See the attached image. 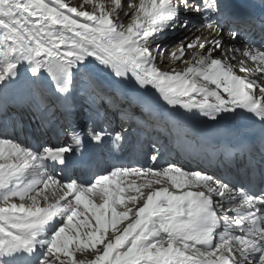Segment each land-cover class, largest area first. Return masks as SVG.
Wrapping results in <instances>:
<instances>
[{
	"label": "snow or ice",
	"instance_id": "obj_1",
	"mask_svg": "<svg viewBox=\"0 0 264 264\" xmlns=\"http://www.w3.org/2000/svg\"><path fill=\"white\" fill-rule=\"evenodd\" d=\"M230 21L221 0H0V110L23 89L43 123L57 106L71 123L79 94L100 145L113 135L103 105L123 101L113 76L212 121L247 113L264 143V46L236 48L234 28L225 43ZM179 29L189 34L171 59L185 66L162 71L157 41ZM138 102L151 110L147 95ZM72 139L30 146L0 124V264H264V190L186 168L156 144L150 163L125 164L77 156Z\"/></svg>",
	"mask_w": 264,
	"mask_h": 264
},
{
	"label": "bare ground",
	"instance_id": "obj_2",
	"mask_svg": "<svg viewBox=\"0 0 264 264\" xmlns=\"http://www.w3.org/2000/svg\"><path fill=\"white\" fill-rule=\"evenodd\" d=\"M71 1L72 0H68L67 2H70L71 3ZM106 2H107V5H110L111 0H106ZM122 2H124V0H122ZM134 2H138V0H134ZM85 10H87V9H85ZM121 16L123 18V13H121ZM175 32L177 34L176 35V38L177 39H176V41H174L175 42L174 45H171L172 40H167L168 32L163 33L161 35V37L159 38V40L157 41V43H159L161 45V49L163 51V57H169V56H171V53L172 52H177V54H178V46H179L181 40H183L184 37L189 34L188 32H186L183 29H179L178 31H175ZM225 32L226 31H224V41H225V43H228L231 40V38H230V35L229 34L228 35L225 34ZM227 33H229V32L227 31ZM195 35H201V34L200 33H195ZM207 36H208V33L207 32H203V35H201V42H204V40H205V38ZM194 38H195L194 35L193 36H190V39H194ZM185 43H187V41H185ZM241 43L239 42L238 39L231 40V44L232 45H234L236 48L237 47H240V49L243 50L246 47L243 44H241ZM169 47H173V48H171L168 52H166ZM153 51L154 52L156 51L155 46H153ZM189 58H190V56H189ZM169 62L172 64V65H170V67H168L169 63L165 65V61L163 62V59H162V62H161V59L158 57V67H160V69L162 71H170L173 68H175L177 71H180L185 66L181 61H173L172 59H170ZM248 63H249V65H251V61H248ZM116 79L117 78H115L113 76H109L107 78V80H106V83H108L110 85L113 84V83H117L116 82ZM41 83H42V86L43 87L47 88L52 82L46 76V79L43 80V81H41ZM127 84L128 85H133L134 87L138 88V86L135 85V82L134 81L128 82ZM115 93L116 92H114V94ZM121 104H122L121 101L118 102V100H117V106H115V109H116L117 112L116 113H113L112 110H109L107 112V115L109 117V120H110V124L111 125H113L115 122L117 124H120L123 121V115L125 114V112H124V110H119L121 108V106H122ZM106 106H109V104H104L103 105V108L105 109ZM33 110H34V112H32V114L30 115V112L28 111V108H27L26 113H25L27 118L24 119V120H22V123L31 124L32 122H36L33 119L35 118L37 120V116H38V120L41 119L40 115L35 111V109H33ZM13 118H19L20 119L21 117L20 116H18V117H12V119ZM60 120H61V117H59V119H58L56 116H53V117H51L49 123L46 124V127H48V126L49 127H54L55 125H58V122H60ZM97 125H99V124H97ZM24 132L25 133H29L26 130H23V131L21 130L20 131V138L19 139H16V140H18L21 143H23V141H22V134ZM40 132H43V131H40ZM9 133H10V135L12 137L13 132L11 131L10 128H9ZM45 138H46L45 136H43V137L40 136V140H42V142L45 140ZM14 139H15V137H14Z\"/></svg>",
	"mask_w": 264,
	"mask_h": 264
},
{
	"label": "rangeland",
	"instance_id": "obj_3",
	"mask_svg": "<svg viewBox=\"0 0 264 264\" xmlns=\"http://www.w3.org/2000/svg\"><path fill=\"white\" fill-rule=\"evenodd\" d=\"M68 1V0H67ZM106 4H107V2H106V0L104 1ZM83 3V0H72L71 1V4L72 5H74V6H79L80 4H82ZM85 9H87V10H91V6L90 5H85ZM178 31V30H177ZM175 32V31H174ZM173 31H168V35H167V40H172V43H171V45H174L175 44V42L174 41H176V32L174 33ZM225 34H229V33H227V32H225ZM171 48H173V47H169L168 48V50L166 51V52H168ZM163 59V62L165 61V65L166 64H168L169 63V60L171 59V56H169V57H163L162 58Z\"/></svg>",
	"mask_w": 264,
	"mask_h": 264
}]
</instances>
